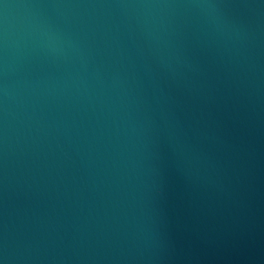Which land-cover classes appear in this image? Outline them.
<instances>
[{"label":"water","instance_id":"1","mask_svg":"<svg viewBox=\"0 0 264 264\" xmlns=\"http://www.w3.org/2000/svg\"><path fill=\"white\" fill-rule=\"evenodd\" d=\"M0 264H264V0H0Z\"/></svg>","mask_w":264,"mask_h":264}]
</instances>
